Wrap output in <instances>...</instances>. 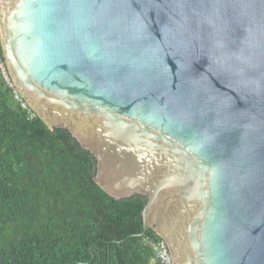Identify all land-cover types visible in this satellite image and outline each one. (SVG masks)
<instances>
[{
  "label": "water",
  "instance_id": "obj_1",
  "mask_svg": "<svg viewBox=\"0 0 264 264\" xmlns=\"http://www.w3.org/2000/svg\"><path fill=\"white\" fill-rule=\"evenodd\" d=\"M0 37L100 187L146 198L140 236L174 264H264V0H0Z\"/></svg>",
  "mask_w": 264,
  "mask_h": 264
},
{
  "label": "trees",
  "instance_id": "obj_2",
  "mask_svg": "<svg viewBox=\"0 0 264 264\" xmlns=\"http://www.w3.org/2000/svg\"><path fill=\"white\" fill-rule=\"evenodd\" d=\"M1 59L9 75L0 37ZM14 90L0 68V264H151L146 198L108 195L94 157Z\"/></svg>",
  "mask_w": 264,
  "mask_h": 264
},
{
  "label": "built area",
  "instance_id": "obj_3",
  "mask_svg": "<svg viewBox=\"0 0 264 264\" xmlns=\"http://www.w3.org/2000/svg\"><path fill=\"white\" fill-rule=\"evenodd\" d=\"M0 68L2 69L3 75L5 76V80L9 83L11 87H15L12 79L8 75L5 67V63L0 60ZM15 97L19 101H21L22 107L26 108L29 105L27 102L21 100L18 94H20L15 87ZM22 97V96H21ZM147 244L152 248L154 257L152 259V263L157 264H174L172 254L167 246V243L163 239H153V238H146L145 240Z\"/></svg>",
  "mask_w": 264,
  "mask_h": 264
},
{
  "label": "rangeland",
  "instance_id": "obj_4",
  "mask_svg": "<svg viewBox=\"0 0 264 264\" xmlns=\"http://www.w3.org/2000/svg\"><path fill=\"white\" fill-rule=\"evenodd\" d=\"M12 82H13V80H12ZM14 83V82H13ZM154 255V254H153ZM154 257V256H153ZM153 257H152V259H153ZM151 264H154V263H152V260H151ZM155 264H157V263H155Z\"/></svg>",
  "mask_w": 264,
  "mask_h": 264
},
{
  "label": "bare ground",
  "instance_id": "obj_5",
  "mask_svg": "<svg viewBox=\"0 0 264 264\" xmlns=\"http://www.w3.org/2000/svg\"><path fill=\"white\" fill-rule=\"evenodd\" d=\"M167 246H168V244H167ZM168 248H169V246H168ZM170 250V249H169Z\"/></svg>",
  "mask_w": 264,
  "mask_h": 264
}]
</instances>
